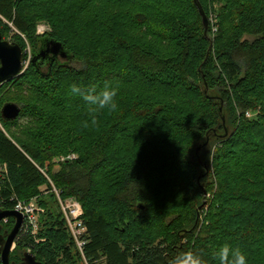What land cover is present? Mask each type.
Segmentation results:
<instances>
[{
    "label": "trees",
    "instance_id": "obj_1",
    "mask_svg": "<svg viewBox=\"0 0 264 264\" xmlns=\"http://www.w3.org/2000/svg\"><path fill=\"white\" fill-rule=\"evenodd\" d=\"M198 1L206 14L205 0ZM217 1L224 5L213 56L193 0H0L3 39L2 19L28 37L37 21L53 29L32 43L27 71L8 83L29 86L42 98L13 101L28 126L12 133L15 121L1 119L0 210L15 211L17 201L33 198L44 210L36 235L21 223L11 264H23L26 252L41 264H97L101 258L104 264H172L189 253L215 264L224 245L243 250L247 264H264V0ZM182 3L195 21L151 18L153 9ZM110 6L132 7L120 31L143 29L156 45L119 33L102 14ZM92 24L112 34L107 45L89 49L100 36L91 41ZM44 40L61 44L63 59L82 68L58 58L43 67L32 63ZM13 44L24 52L21 41ZM73 84L114 88L117 110L100 112L93 124L88 104L71 93ZM213 143L220 144L212 156L217 187L209 178ZM71 152L75 159L58 171L44 169ZM46 175L61 199L81 205L84 258L62 214L41 197V186L51 189ZM210 196L218 206L205 213L201 203ZM13 223H1L0 234Z\"/></svg>",
    "mask_w": 264,
    "mask_h": 264
},
{
    "label": "rangeland",
    "instance_id": "obj_2",
    "mask_svg": "<svg viewBox=\"0 0 264 264\" xmlns=\"http://www.w3.org/2000/svg\"><path fill=\"white\" fill-rule=\"evenodd\" d=\"M205 3H206V10H207V13L205 15H206V18H207V23L209 24L208 25V29H207V39L206 38L205 39L210 43V45H211V47L213 49L212 50V55L214 56L215 51H214V48H213V44H214V40L216 38L214 35H216L217 32L213 33L212 31H210L209 20L212 19V23L211 24L213 25V28H216V29L219 28L220 16L223 13V5L224 4L218 2L217 0H205ZM133 11H135V10L132 7H130V6H129L128 9H123V10L121 8H118V7L114 8V7L110 6L102 14L107 15L106 16L107 21L110 20L109 22L113 25V27L117 26L118 27V31H120V26L119 25H121V26L123 25V27L125 29L127 28L128 24L125 21L126 20V16L130 15ZM152 12H155V13H154V15L151 16V18L155 19V20L157 19L160 22L163 21V23H165L164 20L166 19L165 17L167 15H170V17H172V18L177 16V17L182 18L184 20L188 19L190 22L191 21H195L194 19H196L194 17L192 18V11L190 9V6L185 5L183 3H182V5L178 4L177 7L175 5H172L170 7L153 9ZM200 19H201V17H200ZM99 20H100V18H99ZM2 22L4 23L3 24L4 26H2V29H4V32H5L4 39H3V37H2V39L5 40V41H8L9 43H14V42L21 41L22 44L24 45L25 60H24V56H23L22 57L23 58V71L21 73V75H22L25 71H27L29 62L31 60V48H32V45H33L32 43L33 42L35 43L36 40L38 38L42 37V36L49 35L53 31V29H52L51 25L48 22H46V21H37L36 25H35L34 33L30 37H28V36H25V35H22V34L18 33L13 28V26L10 23H8L7 21H5L4 19H2ZM201 23H202V19H201ZM108 25L109 24L107 23V26ZM98 27L99 26L97 24L89 25V33H91V36H90L91 41H93L94 35H100L99 38L95 39L96 42H95L94 45H91V44L89 45V49L103 47V46L107 45V42L111 41L110 37H112V34H111V36L110 35L109 36H107V35L104 36V33L101 34V32L104 31V30L101 31V29L98 28ZM202 27H203V25H202ZM139 31H137V30H129V31H120L119 33H122V32H125V33H122V34L132 33L133 35H135L137 37V39L139 38V39H142L145 42H149L150 45H152V46L156 45V41L154 39H152L151 36L145 34V30L142 29V30H139ZM107 38H109V39H107ZM248 38L251 39V37H248ZM58 61L60 63H69V65L73 69H81L82 68V64L81 63L66 62L63 58H60V57L58 58ZM20 76H18V77H20ZM14 79H16V78H14ZM14 79H12V80H14ZM12 80H10V81H12ZM10 81H8V82H6V83H4V84H2L0 86V112H1V108L7 102L8 103H13V101L19 100V101H21L22 104H24V103H31L32 101L38 100L40 98L38 95H35V94H32L31 92H28V89L30 88L29 86H25L24 85V86H22L20 88L15 89L14 87H12L11 85L8 84ZM40 99L42 100V98H40ZM14 104H16V103H14ZM16 105H18L19 108H21V105H19V104H16ZM40 106L45 109L46 113H48L49 116L58 117V114H57L58 110H53L52 112L49 113L48 110L51 111L52 110L51 108H48V107L46 108V106L42 102L40 103ZM55 109H57V108H55ZM223 114L225 115V113H223ZM246 115L247 116H245V117L247 119L249 118L250 120H252V119L257 120V113H253V112L252 113H248L247 112ZM1 119H2V117H1V113H0V129L5 133V131H6L5 128L6 127L2 123L3 119L2 120ZM13 121H15V124H14L15 126L11 127L12 133L19 134V130H21L22 127L28 126V124H27L28 120L25 119L23 116L19 115ZM222 121L225 124V122H226L225 116L222 117ZM7 133L9 134L8 131L6 132V134ZM218 146H220L219 143H213V145L209 144V146H208V148L210 149V151H209V156H210L209 157V160H210L209 176L210 177L209 178H210V180L212 179L213 185L215 187H217V184H216L217 183V178H216V175H215V172H214V168L212 166V156H213V153H214L215 149ZM72 155L76 156V154L72 153V152L70 154H68V155L55 156V157H53L52 160H50L49 162L47 161L45 163L46 166H45L44 169L46 171L49 170L50 173L52 174V173L58 171L59 165L62 164V161H61L62 158L66 159L67 157L72 156ZM228 168H229V170H232L233 172L237 171V168H231V167H228ZM46 179H47L49 187L51 189L49 191L46 185L41 186L39 188L41 197H42L43 200H45L47 202V205H48V207H50L51 210H53L54 212H60V207H59L57 198H56L54 192L52 191L55 188H54L53 184L51 183L50 178L47 175H46ZM50 195H54L55 203H53V200L49 197ZM69 199H74V198H66V199H62V200L64 201V200H69ZM213 201L214 200L212 199V197H211L210 201H208V202H206V200L203 199V201L201 203V205H202L201 209L203 208V211L205 213H208L209 211H211L212 207L217 208L218 205L217 204L213 205ZM39 208L42 210V212H40V214H39V217H40L43 214L44 210L40 206H39ZM198 211H199V209H198ZM39 217H38L37 230L39 229V220H40ZM203 218H206V217L203 215ZM203 218H202V220H203ZM6 223H2V224H6ZM12 227L10 228V230L12 229ZM10 230H8L6 233H9ZM0 235L2 236L4 234L1 233ZM13 250H14V248L12 249L11 252H13ZM77 264H88V263L82 261V262H78ZM97 264H104L103 259L101 258L98 261Z\"/></svg>",
    "mask_w": 264,
    "mask_h": 264
},
{
    "label": "water",
    "instance_id": "obj_3",
    "mask_svg": "<svg viewBox=\"0 0 264 264\" xmlns=\"http://www.w3.org/2000/svg\"><path fill=\"white\" fill-rule=\"evenodd\" d=\"M193 3L202 19L203 35L205 38H207L208 23L206 15L198 0H193ZM23 56V50L17 44L9 43L8 41L3 40L0 32V86L21 75L23 71ZM44 57H50L49 60L53 61L59 57L66 58L67 54L62 48L61 44L51 40H44L38 52L33 55L32 63H34L35 60L43 59ZM20 112L21 108H19L18 105L14 103H6L1 108L0 113L4 121L11 122L19 116ZM226 134L227 130H225V135ZM206 143L207 141H205L204 145H206ZM199 149L200 146L197 148L196 153L199 151ZM4 219H12L14 223L9 233H5L2 236L0 235V262L1 264H11L10 254L14 248L13 245L23 219L22 216L16 211L0 210V223ZM23 264L41 263L37 262L31 253L26 252L23 256Z\"/></svg>",
    "mask_w": 264,
    "mask_h": 264
},
{
    "label": "clouds",
    "instance_id": "obj_4",
    "mask_svg": "<svg viewBox=\"0 0 264 264\" xmlns=\"http://www.w3.org/2000/svg\"><path fill=\"white\" fill-rule=\"evenodd\" d=\"M71 93L81 96L88 104L93 124L96 123V116L100 112L117 110L118 104L115 99L117 91L108 85L97 91L96 89L84 90L79 85L73 84ZM247 259L246 253L239 247L224 245L216 250L214 261L215 264H247ZM172 264H206V261L201 254L193 255L189 253L178 255L172 261Z\"/></svg>",
    "mask_w": 264,
    "mask_h": 264
},
{
    "label": "built area",
    "instance_id": "obj_5",
    "mask_svg": "<svg viewBox=\"0 0 264 264\" xmlns=\"http://www.w3.org/2000/svg\"><path fill=\"white\" fill-rule=\"evenodd\" d=\"M210 23V31L216 33L217 29L213 28L212 19L209 20ZM209 25V24H208ZM214 35V34H213ZM247 114V113H246ZM75 159V156H69L66 159L62 158L61 161H68ZM5 172V166L0 165V177H2L3 173ZM57 198L60 212L62 214L63 220L65 222V227L73 239L75 246L82 256L83 255V246L85 245V238H86V227L82 221L83 210L81 205L77 203L78 201L75 199L69 200H62L60 198L59 192L56 189L52 190ZM36 198L31 199L28 202L17 201L14 210L18 212L22 216V222L25 221L26 225L28 226L32 235H36L37 227H38V217L42 210L37 205ZM7 219H4L2 223H6ZM1 224V223H0Z\"/></svg>",
    "mask_w": 264,
    "mask_h": 264
},
{
    "label": "flooded vegetation",
    "instance_id": "obj_6",
    "mask_svg": "<svg viewBox=\"0 0 264 264\" xmlns=\"http://www.w3.org/2000/svg\"><path fill=\"white\" fill-rule=\"evenodd\" d=\"M49 59L50 57H46V58L44 57L43 59H37L35 60V64L37 63L39 64L40 67H43L45 65H48Z\"/></svg>",
    "mask_w": 264,
    "mask_h": 264
}]
</instances>
